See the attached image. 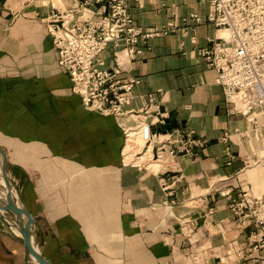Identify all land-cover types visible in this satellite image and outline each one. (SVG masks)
<instances>
[{
	"label": "crops",
	"instance_id": "crops-1",
	"mask_svg": "<svg viewBox=\"0 0 264 264\" xmlns=\"http://www.w3.org/2000/svg\"><path fill=\"white\" fill-rule=\"evenodd\" d=\"M210 1L127 0L143 33L172 21L177 30L140 37L141 53L124 61L120 76L141 79L126 110L143 114L161 137L178 130L203 142L191 146L193 154H177L178 168L157 173L125 164L121 122L86 109L73 93L49 32L53 6L0 0V145L14 200L35 219L33 244L52 264H195V251L208 264H264V248L249 243L253 226H242L231 198L219 194L232 186L264 189V167L245 166L264 139L237 133L248 123L230 113L216 69L198 54L216 28L192 17L205 18ZM61 2L58 8H78L82 19L107 10L105 2ZM109 62L115 65L113 56ZM135 118L125 123L136 129ZM226 132L237 152L231 164ZM6 191L1 183L3 199ZM18 221L0 210V264H33Z\"/></svg>",
	"mask_w": 264,
	"mask_h": 264
},
{
	"label": "built area",
	"instance_id": "built-area-1",
	"mask_svg": "<svg viewBox=\"0 0 264 264\" xmlns=\"http://www.w3.org/2000/svg\"><path fill=\"white\" fill-rule=\"evenodd\" d=\"M102 2L107 3V10L98 9L97 17L90 19L76 16L78 8L52 7L48 15L49 31L57 51L58 64L70 76L73 91L80 96L84 107L120 120L136 113L124 107L130 104L134 86L140 84L141 79L124 80L120 77L123 64L118 51L124 50L128 59H135L141 53V49L137 48L140 37L147 39L167 34L176 31L177 27L172 21L143 33L127 0H83L82 6ZM192 19L195 24L207 22L216 28V35L207 38V45L198 54L216 69V82L222 87L230 113L244 117L248 123L246 130L237 133L246 138L255 134L264 139V0H211L205 18L194 14ZM112 56L116 59L115 66L109 62ZM153 95H150L151 102L155 100ZM144 111L151 114V106ZM155 112L164 116L157 109ZM137 128L143 129L146 137L144 154L149 151L150 145L153 152L154 143L158 146L156 153H152L153 158L156 155L158 160L162 152L169 153L171 165L167 169L177 165V154H193L191 146L203 145L200 140L185 139L178 130L161 137L152 132L149 123L140 124ZM232 135L226 132L223 136V141L227 143L228 164L237 155L230 145ZM246 162V166L264 163V152L252 151L246 156ZM219 193L231 198L229 208L242 226H253L249 235L252 250L263 249L264 194L256 195L250 189L238 193L234 188L220 190Z\"/></svg>",
	"mask_w": 264,
	"mask_h": 264
},
{
	"label": "rangeland",
	"instance_id": "rangeland-1",
	"mask_svg": "<svg viewBox=\"0 0 264 264\" xmlns=\"http://www.w3.org/2000/svg\"><path fill=\"white\" fill-rule=\"evenodd\" d=\"M16 2L17 3H25V4H33V3H37V4H44V5H47V4H50V5H52L53 7H55V6H57V7H60L61 6V8H63L62 7V2H61V0H16ZM128 4V3H127ZM52 12V11H51ZM50 12V13H51ZM47 21H49V19L47 18ZM48 24H49V22H48ZM50 32V31H49ZM50 35H51V33H50ZM52 36V35H51ZM53 39V38H52ZM118 52H122V56L123 57H121L119 60H120V62H122V64H124V61H127L128 60V56L125 54V51L124 50H119ZM114 57V56H113ZM123 61H122V60ZM116 59H115V57H114V62H115V65H116V61H115ZM115 65H113V66H115ZM123 67V65L121 66V68ZM121 70V69H120ZM121 74V73H120ZM121 77V76H120ZM122 78V77H121ZM125 80V79H124ZM72 91H73V88H72ZM73 93H74V91H73ZM76 94V93H75ZM125 108V107H124ZM126 109V108H125ZM103 115V114H102ZM111 116H113V115H111ZM130 116L132 117V118H135L136 120H137V123H136V125L138 126V125H142V124H145L146 123V119H145V117L143 116V114L140 116V118L139 117H137V116H135V115H132V114H130ZM130 116H127L126 118H124V117H122V118H120V122H121V124L123 125V126H125V128H126V131H127V137H125V133H124V137H125V144H124V148H123V153H125V155H123V160H124V163L125 164H135V166L137 167V168H142V169H144V168H149V170H152L153 172H159L160 170H165V169H167L168 167H170V165H171V163H170V161H171V159H170V156H169V153L168 152H162L161 153V158L160 159H158V160H156L157 159V156L155 155L154 156V158L152 157L153 155H152V153L150 152V154L149 153H146V154H144V152H145V148L146 147H144V145H145V143H146V138H145V136H144V130L142 129V130H140L141 128H136V129H134V127H130L127 123H125V120L128 118V117H130ZM116 120H117V118H116ZM140 130V133H139V138H137L136 136H137V131H139ZM124 131V130H123ZM130 134V135H129ZM141 135V136H140ZM130 138L133 140V141H135V147L134 148H131V150L130 149H126V147H127V145H128V141L130 140ZM140 145H142V146H140ZM235 151V150H234ZM256 151V150H255ZM259 152H264V149H260V150H258ZM235 153L237 154V152L235 151ZM131 154V157H129V155ZM237 156V155H236ZM236 158V157H235ZM234 158V159H235ZM161 161L165 164V165H163V166H161L160 168H154V167H149L150 165H153V164H155V163H161ZM1 164H2V157H1V154H0V170H1ZM136 164H138V165H141V166H138V165H136ZM247 165V162H246V157H245V166ZM146 166V167H145ZM178 166H179V164H177V165H174L173 167L174 168H178ZM246 167H248V166H246ZM251 167H261V169L264 167V164H254V165H251L249 168H251ZM160 169V170H159ZM247 169V168H246ZM240 176H241V178H243V174L242 173H240L239 174ZM246 180H244V178H243V182H245ZM233 182L234 183H236L237 184V182H236V180L235 179H233ZM1 183H2V185L6 188V186H5V182L3 181V178H2V176H1ZM239 183V182H238ZM260 187H261V189H260V191H257V192H255V188L254 189H252L251 187H250V190L254 193V194H258V195H262V194H264V189H263V185H260ZM234 188V190H237V188L238 187H233L232 186V188H226V190H228V189H233ZM239 189V188H238ZM6 190H7V188H6ZM225 190V189H224ZM240 191H242V190H238V193H240ZM6 193H7V191L5 192V197L4 198H6ZM13 193H14V190H13ZM220 194V193H219ZM221 195V194H220ZM2 211V210H1ZM186 233H188V232H186ZM251 233V232H250ZM250 235V234H249ZM201 238V237H200ZM200 238H197L195 241H199L200 240ZM202 240V239H201ZM200 240V241H201ZM201 243V242H200ZM192 259H193V261H194V263L195 264H208V262H207V260H205V254H203L202 253V251H195L194 253H193V256H192ZM257 261V260H256ZM259 264H260V262H259Z\"/></svg>",
	"mask_w": 264,
	"mask_h": 264
},
{
	"label": "water",
	"instance_id": "water-1",
	"mask_svg": "<svg viewBox=\"0 0 264 264\" xmlns=\"http://www.w3.org/2000/svg\"><path fill=\"white\" fill-rule=\"evenodd\" d=\"M0 154L2 157V164L0 170V187H1V176L5 182L7 188L6 198L3 199L0 195V210L9 211L14 213L18 218V228L23 235L25 240L26 251L30 256H33L39 264H52L33 244L32 239V225L35 222L32 214L25 209L23 206L17 204L13 197V187L11 177L8 175V156L6 151L0 145Z\"/></svg>",
	"mask_w": 264,
	"mask_h": 264
},
{
	"label": "bare ground",
	"instance_id": "bare-ground-1",
	"mask_svg": "<svg viewBox=\"0 0 264 264\" xmlns=\"http://www.w3.org/2000/svg\"><path fill=\"white\" fill-rule=\"evenodd\" d=\"M144 134V133H143ZM130 135V134H129ZM145 136V135H144ZM146 138V137H145ZM140 146H142V145H140ZM135 147V141H133L131 138H130V140L128 141V145H127V147H126V149H130L131 150V148H134ZM262 149H264V147L262 148ZM129 157H131V154L129 155ZM259 164H264V163H259ZM163 165H165L162 161H161V163L159 162V163H155V164H153V165H150L149 167H154V168H160L161 166H163ZM160 170V169H159ZM4 181V180H3ZM1 195V194H0ZM256 195H258V194H256ZM2 197V196H1ZM36 249H38L37 247H36ZM31 258H32V263L33 264H39L38 262H37V260L33 257V256H31Z\"/></svg>",
	"mask_w": 264,
	"mask_h": 264
}]
</instances>
